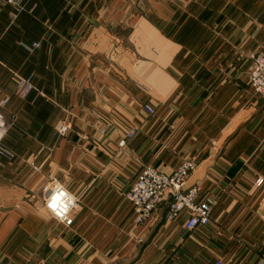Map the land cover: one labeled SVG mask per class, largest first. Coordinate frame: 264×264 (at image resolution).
<instances>
[{"label":"crops","instance_id":"1","mask_svg":"<svg viewBox=\"0 0 264 264\" xmlns=\"http://www.w3.org/2000/svg\"><path fill=\"white\" fill-rule=\"evenodd\" d=\"M21 6L12 19L0 4V112L14 154L0 158V264H264V95L247 77L264 0ZM186 159L210 223L188 231L187 212L167 220L164 202L137 224L124 192L144 167L170 173ZM49 178L77 198L69 226L44 208Z\"/></svg>","mask_w":264,"mask_h":264},{"label":"built area","instance_id":"2","mask_svg":"<svg viewBox=\"0 0 264 264\" xmlns=\"http://www.w3.org/2000/svg\"><path fill=\"white\" fill-rule=\"evenodd\" d=\"M22 0H0V4L11 7L9 15L14 19L22 10ZM38 43H32L31 47L37 48ZM253 66L248 74V84L255 94L264 95V44L261 50L251 56ZM33 89L32 77L21 78L17 86V93L21 97L27 96ZM8 100L0 95V108H4ZM143 109L149 116L155 114V108L151 104L143 105ZM60 129L63 131L62 126ZM8 124L4 115L0 112V156L11 158L13 152L2 145V139L6 135ZM65 130V129H64ZM134 132L130 131L118 141L120 148L133 138ZM195 167V162L191 159L181 161V163L170 173H164L154 167H144L133 184L124 192V198L133 207L134 219L137 224L149 223L158 213L162 203L167 202L166 219L173 220L182 211L187 212L185 229L192 230L197 226H206L210 223V203L198 200L200 187L198 184L186 186L187 180ZM258 178L257 181H260ZM56 179H50L48 185L43 189V202L45 209L55 219L66 226L72 223V211H78L79 206L73 208L69 213L57 215L49 204L51 196L57 191ZM78 205V201H77ZM264 260V249L262 251Z\"/></svg>","mask_w":264,"mask_h":264},{"label":"clouds","instance_id":"3","mask_svg":"<svg viewBox=\"0 0 264 264\" xmlns=\"http://www.w3.org/2000/svg\"><path fill=\"white\" fill-rule=\"evenodd\" d=\"M77 206V198L57 183V191L51 196L49 207L57 215H64Z\"/></svg>","mask_w":264,"mask_h":264},{"label":"rangeland","instance_id":"4","mask_svg":"<svg viewBox=\"0 0 264 264\" xmlns=\"http://www.w3.org/2000/svg\"><path fill=\"white\" fill-rule=\"evenodd\" d=\"M261 50V49H260ZM254 55V54H253ZM252 56V55H251ZM250 59H251V66H250V68H249V70H248V73H247V77H248V74H249V71H250V69H251V67L253 66V59H252V57H250ZM253 91V90H252ZM61 126H62V129H63V131H65V130H67V127L64 125V124H61ZM60 126V127H61ZM8 127H9V125H8ZM60 127H59V130L60 131H62L61 129H60ZM65 129V130H64ZM8 131V130H7ZM7 133V132H6ZM126 135V134H125ZM124 135V136H125ZM4 139V138H3ZM3 139H2V145H4V143H3ZM5 146V145H4ZM6 147V146H5ZM0 158H4V159H9V158H5V157H2V156H0ZM191 160V159H190ZM51 178H49L48 179V181H47V184L46 185H48V183H49V180H50ZM52 179H55V178H52ZM56 181H57V179H56ZM60 185H62L61 183H59ZM63 186V185H62ZM64 188V187H63ZM65 189V188H64ZM43 205H44V202H43ZM45 208V207H44ZM46 210V209H45ZM47 211V210H46ZM47 213L49 214V212L47 211ZM51 216V215H50ZM55 219V218H54ZM57 220V219H56ZM57 221H59V220H57ZM60 222V221H59Z\"/></svg>","mask_w":264,"mask_h":264}]
</instances>
